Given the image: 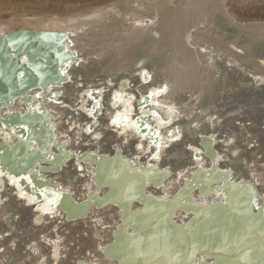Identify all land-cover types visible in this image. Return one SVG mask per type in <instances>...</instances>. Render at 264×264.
Returning <instances> with one entry per match:
<instances>
[{
	"label": "bare ground",
	"instance_id": "1",
	"mask_svg": "<svg viewBox=\"0 0 264 264\" xmlns=\"http://www.w3.org/2000/svg\"><path fill=\"white\" fill-rule=\"evenodd\" d=\"M122 1V17L157 20L89 27L105 8L22 20L58 34L65 57L51 65L60 78L0 100V264H264V114L251 109L264 90V52L252 58L264 0L248 24L225 0ZM216 7L229 21L223 38L209 35ZM18 30L0 23V46ZM155 32L170 68L150 56L96 75L104 48L135 55ZM35 46L12 56L39 73L49 67L41 47L30 59ZM206 87L218 90L207 103Z\"/></svg>",
	"mask_w": 264,
	"mask_h": 264
},
{
	"label": "rangeland",
	"instance_id": "2",
	"mask_svg": "<svg viewBox=\"0 0 264 264\" xmlns=\"http://www.w3.org/2000/svg\"><path fill=\"white\" fill-rule=\"evenodd\" d=\"M211 1L215 5L218 4L217 0H211ZM222 2L223 1H221L219 4H221ZM261 2H262L261 0H225L223 3L227 7H229V9L232 12H234L235 15L238 17L239 21H236V22L242 23V24L243 23L248 24L249 23V17H250V11H249L250 6L254 5V6H256L255 8H259ZM131 3H132L131 6L132 5L139 6L137 4L138 2L136 3L135 0H132ZM234 4H235V6H234ZM134 6H132V7H134ZM124 7H125L124 2L122 0H0V23H8L9 29L18 30V29H21L22 27L25 26L26 23H23V21H22L25 18H33V19H39V20H44V21H49L51 19H63L64 21H66V20H69L71 17L85 16V15H88L89 13L91 14L93 12V10H96V8H97V10H99L101 8L102 9L105 8L104 11L105 10L109 11V12L111 11V13L113 15L107 14L102 19H97L96 22H92L93 24L91 23L90 25H88L89 27L94 26V28H97V26H101V23H103V22H104V25L107 24L106 26H109V25H110L109 27L114 26L113 29H115L116 27H119L120 29H124V28L130 27L132 25L142 27L144 25L143 24L144 22H147L148 20H153L155 22V20H157V18H158L157 15L155 17H153L154 19H152L151 17H147L146 15H141L142 18L139 19L137 16L134 15L133 11H127L126 14L124 15V17H122L121 14L123 13V11H125ZM233 7H236L237 11H233V9H232ZM107 8L109 10H107ZM142 8L143 7L139 6L138 9H142ZM217 8L218 7L213 9L214 11H212V13H211V17H212V19H215V22L217 23V25L210 29L209 35L210 36L212 35V36L217 37V38H223L221 34L223 32H225L227 30V28H230V26H229V21L227 20L226 15L223 14V11L221 10V8H218V9ZM149 26L150 25L146 26L147 30H149ZM234 26L236 28V27H238V24L237 25L235 24ZM234 26L232 25L231 27H234ZM200 27H205V26L200 25ZM241 28H238V29L236 28L237 30L235 29V31L239 33L241 30L242 31L245 30V29H241ZM194 29H196V25H193L191 27V30H194ZM119 31L120 30H118V32H117V30H115L116 33H119ZM151 37L154 39L153 40L154 42L152 41V42L147 43V47L145 46L146 48H144V46H142V48H139V49L136 47L135 55L133 54L132 47H130V46L129 47L127 46V49H125L126 46L122 47L121 49L116 48V50L114 51V47L110 48L111 42L108 43V46H106L107 44L106 45L104 44L106 42H103L102 44H104L105 46L101 45V47H103V48L109 47L110 49L104 48V50H103L104 53L102 56L109 55V57H107V59L104 61L106 64L100 66V69H99V71H97L96 75L106 74L107 72L111 71V70H108L106 68V66H113L115 64L117 65V62H118V66H120L124 63H127V61L135 62V60H137L138 58H144L145 57L147 59V62L150 63V61H148L150 59V56L153 57L151 64L154 63V67L160 66V67L166 68V70H167L168 66L170 65V63H168V61L170 62V59L167 56L170 55V52L167 49H165V47L160 45L161 42L159 41L160 39L158 40V38H160L158 33H156V32L150 33L149 38L152 40ZM149 38H146V40H148ZM144 40H145V38H142L141 42L144 43L146 41V40L145 41ZM158 43H159V45H158ZM163 45H169V43L166 42ZM253 49L256 51V53L254 55H252V58L256 59V56L258 54L264 52V43L261 41H258V43L253 46ZM199 50L202 52H205L206 49L204 47H199ZM113 51L115 54L111 53ZM206 52H207V50H206ZM117 53H118V55H116ZM221 54L225 55V53H221ZM126 58H127V60H126ZM119 59H121L122 61H120ZM206 59H208V55L206 56ZM245 64H246V67H248L247 69L251 70L250 69L251 64L247 63V62H245ZM98 65H101V63L99 62ZM170 66H169V68H170ZM204 66H206V65H204ZM118 70L120 71V69H118ZM118 70H114L112 72H118ZM162 71H164V70L162 69ZM99 77L100 76H97V78H99ZM204 83H205V85H208V83H206V82H204ZM193 86H196V85H194V84H192V86L189 85L188 87L190 89L187 87L188 90L192 91L194 88L196 89V87H193ZM207 88L208 87H206L204 89L205 91L203 90V92H205V94L203 96L204 102H206L207 101L206 99L209 98V95H208L209 93L214 94L215 91L218 92V90H209L210 91L209 92ZM196 90H198V89H196ZM198 91H200V90H198ZM263 92H264V90H259V91H257V93L254 92V94H253V100H255L254 103L256 104V102H257V104L255 105L252 101V103L256 107H254L252 105L253 108L251 106V109H252V112L255 114H257V113H260V115L264 114V99H263L264 96L262 97ZM215 94H216V92H215ZM210 99H208V100H210ZM252 103H250L249 105H251ZM203 105L207 106L206 104H203ZM257 106H260V107L258 108ZM254 109H258V110H254ZM262 141L264 142V138Z\"/></svg>",
	"mask_w": 264,
	"mask_h": 264
},
{
	"label": "water",
	"instance_id": "3",
	"mask_svg": "<svg viewBox=\"0 0 264 264\" xmlns=\"http://www.w3.org/2000/svg\"><path fill=\"white\" fill-rule=\"evenodd\" d=\"M58 40L59 36L55 32L30 29L18 30L14 32L12 36L6 39L5 44L0 46V62L2 65L4 64L3 66L1 65L2 67H0V88H3L1 95L2 98L0 100L7 101L8 99L15 98L22 90L24 91L25 87L28 85L30 86L27 88V90L32 89L38 84V82H35V80H40L44 77H56L57 79L61 77L58 71L53 66L51 67L55 59H63L65 57V48ZM33 44L36 45L34 49L28 51L31 53L29 54L30 59L36 57L32 54V52L36 50L35 48L41 47L42 50L37 57L46 60L48 62L49 68L38 73L36 69H33L34 65L25 64L27 65V68H24L25 74L20 77V67L22 68V66L25 65L20 62V57L18 55L12 56V53L19 51V53L22 54L24 52L20 51L21 49L25 50L26 48H30V46ZM6 63H11V66L8 67L9 65H5ZM3 77H6V79ZM55 79L53 78L52 81ZM47 80L48 79H44V82ZM32 119V117H29L30 121H32ZM16 147L13 152H15L18 148ZM5 151L7 152V150ZM5 153L3 154V157H6Z\"/></svg>",
	"mask_w": 264,
	"mask_h": 264
},
{
	"label": "snow or ice",
	"instance_id": "4",
	"mask_svg": "<svg viewBox=\"0 0 264 264\" xmlns=\"http://www.w3.org/2000/svg\"><path fill=\"white\" fill-rule=\"evenodd\" d=\"M113 123H116V121H113Z\"/></svg>",
	"mask_w": 264,
	"mask_h": 264
}]
</instances>
